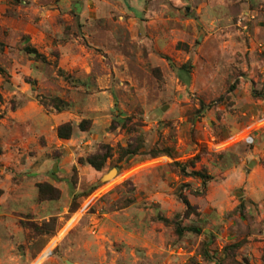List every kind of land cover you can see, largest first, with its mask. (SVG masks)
<instances>
[{"label": "rangeland", "instance_id": "obj_1", "mask_svg": "<svg viewBox=\"0 0 264 264\" xmlns=\"http://www.w3.org/2000/svg\"><path fill=\"white\" fill-rule=\"evenodd\" d=\"M0 68V264H264V0H0Z\"/></svg>", "mask_w": 264, "mask_h": 264}, {"label": "trees", "instance_id": "obj_2", "mask_svg": "<svg viewBox=\"0 0 264 264\" xmlns=\"http://www.w3.org/2000/svg\"><path fill=\"white\" fill-rule=\"evenodd\" d=\"M26 51L33 53L34 55H36V57H39L40 54H38V52L34 49L31 48L29 46L25 47ZM42 57V56H40ZM0 72H2V69L0 68ZM62 127L58 128V135L61 137H68L69 134L63 133L61 131ZM158 152H152L151 156H157ZM103 161H104V157L103 158H99V159H95V157H88L86 158V162L88 164H90L92 167H94L95 169L99 170L101 169L102 165H103ZM194 175L201 177L203 180H205V178H207L208 176H206L205 174L201 173L200 171H193L192 172Z\"/></svg>", "mask_w": 264, "mask_h": 264}, {"label": "water", "instance_id": "obj_3", "mask_svg": "<svg viewBox=\"0 0 264 264\" xmlns=\"http://www.w3.org/2000/svg\"><path fill=\"white\" fill-rule=\"evenodd\" d=\"M113 171H116V169L111 170V171H110L108 174H106L104 177H105V178L110 177V176L112 175ZM69 264H71V263H69Z\"/></svg>", "mask_w": 264, "mask_h": 264}]
</instances>
